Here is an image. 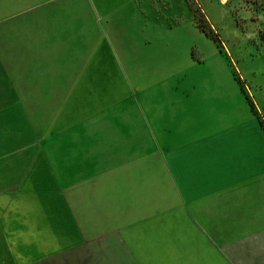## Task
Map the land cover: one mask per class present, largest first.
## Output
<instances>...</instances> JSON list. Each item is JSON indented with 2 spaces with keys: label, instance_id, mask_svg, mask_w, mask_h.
Wrapping results in <instances>:
<instances>
[{
  "label": "crops",
  "instance_id": "0c3cea01",
  "mask_svg": "<svg viewBox=\"0 0 264 264\" xmlns=\"http://www.w3.org/2000/svg\"><path fill=\"white\" fill-rule=\"evenodd\" d=\"M32 6L0 0V264H264L255 101L177 98L185 124L150 141L74 106L79 63L58 77Z\"/></svg>",
  "mask_w": 264,
  "mask_h": 264
},
{
  "label": "rangeland",
  "instance_id": "374dc122",
  "mask_svg": "<svg viewBox=\"0 0 264 264\" xmlns=\"http://www.w3.org/2000/svg\"><path fill=\"white\" fill-rule=\"evenodd\" d=\"M33 2L15 14H41L43 48L58 42L49 53L59 78L79 63L75 107L143 124L145 138L153 132L161 143L185 124L175 99L214 98L235 84L264 121V0Z\"/></svg>",
  "mask_w": 264,
  "mask_h": 264
},
{
  "label": "trees",
  "instance_id": "16d2710c",
  "mask_svg": "<svg viewBox=\"0 0 264 264\" xmlns=\"http://www.w3.org/2000/svg\"><path fill=\"white\" fill-rule=\"evenodd\" d=\"M204 32L209 33V29L205 30L204 27L201 28Z\"/></svg>",
  "mask_w": 264,
  "mask_h": 264
}]
</instances>
